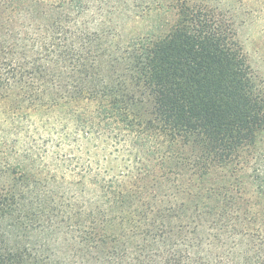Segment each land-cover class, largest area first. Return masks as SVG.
Segmentation results:
<instances>
[{
	"label": "trees",
	"instance_id": "obj_1",
	"mask_svg": "<svg viewBox=\"0 0 264 264\" xmlns=\"http://www.w3.org/2000/svg\"><path fill=\"white\" fill-rule=\"evenodd\" d=\"M261 10L0 0V264H264Z\"/></svg>",
	"mask_w": 264,
	"mask_h": 264
},
{
	"label": "rangeland",
	"instance_id": "obj_2",
	"mask_svg": "<svg viewBox=\"0 0 264 264\" xmlns=\"http://www.w3.org/2000/svg\"><path fill=\"white\" fill-rule=\"evenodd\" d=\"M244 2L264 8V0H244ZM241 40L254 70L259 78L264 80V11L251 14L250 20L241 30Z\"/></svg>",
	"mask_w": 264,
	"mask_h": 264
}]
</instances>
